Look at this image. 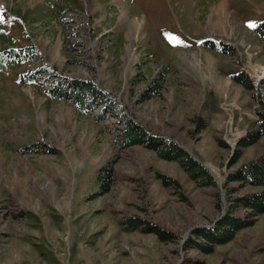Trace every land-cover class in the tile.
Listing matches in <instances>:
<instances>
[{
    "label": "rangeland",
    "instance_id": "obj_1",
    "mask_svg": "<svg viewBox=\"0 0 264 264\" xmlns=\"http://www.w3.org/2000/svg\"><path fill=\"white\" fill-rule=\"evenodd\" d=\"M263 20L264 0H0V32L38 54L13 67L0 40V264H264V213L209 254L184 248L193 228L226 208L224 187L236 188L234 197L260 191L226 176L264 154L261 137L229 166L264 113V44L254 30ZM27 68L41 70L38 82H20ZM48 73L93 82L143 130L206 167L215 186H197L144 146L123 145L116 105L81 113L49 97ZM157 77L159 94L144 97ZM104 165L114 180L100 194ZM129 216L175 241L124 231Z\"/></svg>",
    "mask_w": 264,
    "mask_h": 264
},
{
    "label": "trees",
    "instance_id": "obj_2",
    "mask_svg": "<svg viewBox=\"0 0 264 264\" xmlns=\"http://www.w3.org/2000/svg\"><path fill=\"white\" fill-rule=\"evenodd\" d=\"M262 44H264V20L259 22L254 28ZM0 40L4 45L2 56L13 67L19 68L21 63L29 65L38 54L33 46L16 47L14 41L6 34L0 32ZM222 50L228 53L226 47ZM230 52V51H229ZM43 72V71H42ZM41 70L29 71L21 73L20 82H38ZM232 79L247 89H252L248 79L243 73L232 75ZM49 81L45 87V92L49 97L59 98L71 102L74 107L81 113L91 111L100 105L109 106L110 97L93 82L70 79L67 77L55 76L48 73L46 79ZM159 77L152 80V84L143 93L144 97H152L159 94L161 90ZM116 105V128L119 141L125 146L141 145L154 151L158 157L175 161L179 167L193 180L197 186L208 187L215 186L212 175L206 167L191 157L180 145L172 140L164 139L161 136H156L153 133L146 132L135 123L123 111H119V106L112 102L108 108H114ZM257 129L248 131L238 141L237 149H235L233 157L229 162V166L234 165L241 155V150L251 146L258 139L264 137V113H259L257 121ZM204 127L202 121L197 124V129ZM161 184L166 187L175 188L178 186L177 181L164 175H158ZM114 177L111 165L102 166L97 173V182L100 187V194L105 193L110 189ZM226 183H237L239 189L245 187H258L260 191L245 194L243 196H231L237 192L236 188H225L224 196L226 197L227 205L222 213L210 226H197L192 229L191 236L185 240V249H194L203 254H209L217 245L225 244L231 241L234 236L243 228L251 226L256 217L264 213V154L256 160L243 164L226 176ZM217 199L216 208L219 209L220 193L215 192ZM242 211V215H237ZM120 226L124 231L132 232L139 230L143 233L155 234L161 242H173L175 236L164 229L157 227L155 224L145 221L137 216H129L120 221Z\"/></svg>",
    "mask_w": 264,
    "mask_h": 264
},
{
    "label": "bare ground",
    "instance_id": "obj_3",
    "mask_svg": "<svg viewBox=\"0 0 264 264\" xmlns=\"http://www.w3.org/2000/svg\"><path fill=\"white\" fill-rule=\"evenodd\" d=\"M212 27H213V24H212ZM131 62H132V58H130V57L128 56V58H127V64L129 65Z\"/></svg>",
    "mask_w": 264,
    "mask_h": 264
},
{
    "label": "snow or ice",
    "instance_id": "obj_4",
    "mask_svg": "<svg viewBox=\"0 0 264 264\" xmlns=\"http://www.w3.org/2000/svg\"><path fill=\"white\" fill-rule=\"evenodd\" d=\"M251 26V25H250ZM170 39H173V37H169Z\"/></svg>",
    "mask_w": 264,
    "mask_h": 264
}]
</instances>
